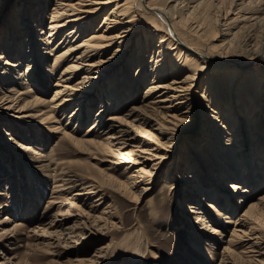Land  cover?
<instances>
[{
	"label": "bare ground",
	"instance_id": "1",
	"mask_svg": "<svg viewBox=\"0 0 264 264\" xmlns=\"http://www.w3.org/2000/svg\"><path fill=\"white\" fill-rule=\"evenodd\" d=\"M52 2L54 0H19L15 11L13 7L8 20L9 26L0 38V74L2 73L4 83L10 84L5 92L0 93V102L9 109L22 102L20 110H32L33 114L27 116L37 117L40 125L55 123L50 129L58 135L63 133L61 144L84 145L93 153L92 157L97 163H107L108 171L98 168L99 178L95 180L99 183L89 176L88 183L91 181V184L81 183L82 187L75 190L70 197H62V194L67 192L66 186L71 184L72 180L66 178V174L65 178H61L62 183L57 185L58 191H62L61 200L56 201L55 204L63 202L68 204L64 214L67 216L65 219L69 220L72 217L82 219L85 214L98 212L99 206L105 199L104 194L102 196L100 193L107 183L115 184L130 198H134L138 193H143L141 195L144 196L150 193L151 186H142L152 183L150 178L146 180V174L151 173L150 170H146V166L152 160L157 161L152 165V169L158 171L164 159L168 161L172 158L170 155L160 153L167 151L172 145L174 128L168 125V123L173 124L168 117L177 121L182 120L183 117L180 116L184 114L180 113L182 111L180 107L184 104L182 99L187 98L186 88L183 86L191 85V82H195L206 71L210 72L207 77L205 76L206 91L209 95L213 92L214 96L206 95L208 103H205L204 107L211 110L213 113L209 114L211 121L217 124L215 127L209 126L215 130L211 133L208 142L196 152L197 160L190 162L189 172L181 178L183 182L190 184L186 188L187 194L189 193L193 198L202 196L213 199L208 203L209 209L228 219L227 222L230 224L234 223L235 227L229 236L207 223L199 229L200 225L206 222L203 209L192 204H182V206L188 213H197L193 223L197 230L213 232L214 239L226 243L219 264H233L229 260L230 252L236 251V248H239L240 254L251 262L264 264V234L257 221L258 218L264 217V197L256 196L253 192L264 186V133H259V124L255 125L251 134L253 151L248 156L244 151L247 139L242 134V122L239 119L237 125L235 124L231 129L230 126L235 121L231 123L230 117L223 125L226 115L225 109L222 108L232 92L236 94L239 102L250 96L251 105H255L256 109L247 117V121L260 108L264 97V52H262L264 47L262 50L259 49L260 47L257 49V46L253 49L255 45L252 44L253 39L250 36L248 39L245 38L248 41L244 45L245 48L240 49L234 45L236 37L237 39L241 37H238L239 30L243 28L240 25L250 23L251 20L254 25L256 19L260 20L259 10L253 11L245 7L246 0H236L235 9L229 5L230 8H225L226 10L221 7L222 3H226L223 0H55L51 9L49 32L34 42L35 22H38V26H44L43 11L48 9ZM111 3L115 4V7L111 12H107L102 25L97 26L100 14ZM137 5L141 11L135 9ZM214 12L223 13L214 16ZM260 24L263 25L262 22ZM20 25L23 27L21 28ZM218 29L225 38L223 42L216 44ZM91 30L93 33L90 36L85 34ZM22 31H25L27 36L23 45L20 42L21 37L24 36ZM140 33L143 37L146 35V41L148 40L146 48L150 47L154 40L160 42L155 49V53L159 50V55L149 77L144 73L142 50H139L137 57L133 55L134 60L131 64L135 65L139 61L140 67L135 73L130 68L135 79L138 77V80L131 81L130 85L129 75L121 73L118 76V67L124 70L126 58L132 56L129 55V52H134L131 48L132 42L133 44L138 42L139 47L142 44L146 45L145 38L143 41L140 37L136 38ZM184 35L195 40L197 46L189 45L183 38ZM114 45H118V48L113 53V58H110L111 61L107 60V63L99 59L95 61V56ZM50 60L51 63L48 64ZM37 61L45 65L43 68H46L49 74L59 75L56 84L58 88L49 99L42 97L39 90L40 82L35 80ZM105 65L108 67L103 69L102 66ZM21 66L26 69L20 76ZM178 66H183L182 73L186 74L187 71L189 75L185 77L177 75ZM250 66L253 68L251 69ZM171 74L178 77L174 81L182 78L188 81L183 86L170 88L171 84L163 82L168 80ZM147 81H151L148 83L149 87L137 98L135 95L137 87ZM182 82L181 80L173 83ZM179 88L182 90H178ZM164 89L168 92L158 94ZM161 95L165 99H157ZM98 97L99 112L90 124L89 130L80 133L79 127L84 116L81 109L87 107L90 111L88 108ZM166 101L170 103L176 101L177 106H162L161 104ZM73 102H77V107L71 117L77 114L79 120L76 130L69 132L61 124L57 125L60 123L58 114H64L67 106L72 105ZM184 106V108L189 107L187 102ZM161 108L166 110L159 111ZM111 111L113 114L106 117L105 114ZM227 114L234 115V110H228ZM218 125L225 131L220 132ZM92 135L100 139L93 138ZM12 136L7 144L11 145L16 154L21 156L30 151L34 152L37 155L36 160L42 161L47 167L48 155L43 151L38 152L36 149L34 151L31 143L21 145L18 143L19 146L14 148L17 141ZM138 140H141L139 144ZM54 157L55 167H58L60 163L56 162ZM180 165L177 158L169 165V170L165 174L168 182H171L175 176L180 177L175 172ZM203 181L208 182L209 186L204 185ZM222 188L235 195L238 205H244L241 217L237 221L232 220L231 212H224V206L219 203L221 198L225 201L224 204L229 203L227 192ZM27 200L25 214L33 218L36 205L42 201L37 188H31ZM76 200L79 202H75ZM98 201L100 202L97 206ZM87 209L89 211H86ZM100 213H109L107 206ZM183 217L187 219V216ZM8 219L7 217L1 220L0 224L6 223ZM20 225L21 223H17L14 229L17 230ZM61 225V227L65 225V220ZM76 226L75 223L70 229ZM195 246L205 257L214 259V254L209 248L203 249L200 242Z\"/></svg>",
	"mask_w": 264,
	"mask_h": 264
},
{
	"label": "rangeland",
	"instance_id": "2",
	"mask_svg": "<svg viewBox=\"0 0 264 264\" xmlns=\"http://www.w3.org/2000/svg\"><path fill=\"white\" fill-rule=\"evenodd\" d=\"M223 1L226 2L225 4L222 3L224 7L221 4L223 9H228L231 6L235 9L236 0ZM54 3L55 0L48 9L46 8L43 11L45 16L44 26H38V22H35V29L33 31L34 42H37L40 37H43V35L46 36L49 32L51 9ZM18 4L19 0H0V38L9 26L8 20L11 17L13 7L15 11ZM114 7L115 4L111 3L108 8H105L104 12L100 14V18L97 19V26L102 25L103 18ZM245 7L251 8L253 11L259 10L260 20L256 19L254 25L251 23L252 20L250 23L241 24L240 26H243V28L239 30L240 33L238 34V37L241 36L240 39L238 38L240 41L236 37L234 45L240 49L245 48L244 45L248 42L246 39L250 36L253 39L252 44L255 45L253 49L257 46V49L260 47L259 49L262 50V47H264V0H246ZM135 9L141 11L139 10V5ZM222 13L214 12V16ZM32 16L31 19H33ZM162 30H164L163 27ZM148 32L146 31V33ZM22 33H24V36L21 37L20 42L23 45L27 36L25 35V31H22ZM92 33L93 31L91 30L85 34L90 36ZM142 35L140 33L136 38L140 37V40L142 39L143 41L146 35L144 37ZM183 38L189 45L197 46L196 41L188 35H184ZM217 38L215 41L216 44L224 41L225 36L220 29H218ZM144 41L146 45L142 44L141 47H139L138 42L134 44L132 42L131 48L134 49H132L134 52H131L132 54L129 52V55L132 56L126 58L124 70L121 67H118L119 69L116 68V70H119L118 76L121 73L129 75L128 80L130 81L128 82H130V85L131 81L138 80V77L135 79V75L131 73V70L135 73L137 68L140 67V63L138 61L135 65H132L131 62L134 60L133 55L134 57L138 56L139 50H142L141 55L144 57L142 58V62L144 59V64L142 65L146 77H149L152 74L151 70L155 68L154 64L159 55V50L155 53V49L160 45V42L154 40L151 46L146 48L148 40L146 41L145 38ZM117 48L118 45H114L110 49L104 50L103 53H99L94 57L96 58L95 61L98 59L104 63L111 61L110 58H113V53ZM23 49L25 51V47ZM262 52H264V48ZM50 63L51 60L48 64ZM36 65L35 80L40 82L39 90L42 97L49 99L54 95L56 88H58L56 84L58 83L59 75L49 74L47 69L43 68L45 65L40 63V61H37ZM22 66L20 67V76L26 69ZM106 67L108 66H102L103 69ZM250 67L251 69L253 68V66ZM177 68V75H183L182 77L189 75L187 71L186 74L182 73L184 72L183 66H178ZM122 70L123 72H121ZM204 73L195 82H191V85H184L188 80L183 78L174 81V79L178 78L174 74H171L174 76L170 75L168 80L163 82L165 84H171L172 87L170 88L184 85L183 87L186 88L187 98L182 100L184 104L187 102L190 108H184V104L182 106L180 104V109H182L180 113L182 112L185 115L180 116V118L183 117L182 120L178 118L180 121L168 117L170 123H173H168V125L174 128L172 132V145L168 147L167 151L164 150L160 153L170 155L172 158L168 161L164 159L158 171L152 169V165L155 162L157 163V161L152 160L146 166V170L151 171V173L146 174V180L150 178L152 183L149 185L142 184V186H151L152 190L150 193L145 194V196L141 195L143 193H138L134 198H130L115 184L107 183L102 187L100 193L101 195L104 194L105 199L103 200L105 205L103 203L99 206L98 212L85 214L82 219L80 218L81 220L78 219L79 217H72L69 220L65 219L67 216L64 214L66 213L68 204L66 202L55 204L56 201L61 200L60 192H62L58 191L57 185L62 183L61 178H65L66 174V178L69 177L72 183L66 186L68 187L67 192L63 193L62 197H70L75 190L82 187L80 185L81 183L87 182L85 183L86 185L91 184V181L88 183L89 176L94 178V180L95 178H99L98 168L108 171L107 163H97L96 159L92 157L93 153L86 149L84 145L79 146L74 143L61 144L63 133H59L58 135V133L51 130L53 128L52 125L55 123H42L43 125H40L37 117L27 116L33 114L32 110H20L21 104H23L22 102L18 105L15 104L12 109H9L0 102V206L4 205V207L0 208V221L5 220L7 217L9 218L6 223L0 224V264H219L224 255L226 243L214 239L212 236L213 232H200L197 230L193 225L197 213H188L182 206V204H192L193 206H200L203 209V217H205L206 222L200 225L199 229L207 223L214 226L217 230L227 233L229 236L235 227L234 223L231 222L230 224L227 222L228 219H224L220 214L215 213L216 211L209 209L208 203L211 200L213 201V199L202 196H194L193 198L189 193L187 194L186 188L190 184H186L181 178L189 172L190 162L197 160L196 152L202 145L204 146L208 142L211 133L215 130H212L209 126L215 127L217 124L211 121L212 118L209 116V114H213L211 110L204 107V104L208 103L206 95H209V92L206 91L205 80L210 72L205 71ZM1 74L0 93L5 92L7 87L10 86V84L4 83ZM181 80L183 81L182 83H173L181 82ZM149 82L151 81H147L137 87L135 94L137 98L146 92L149 87ZM178 90L181 91L182 88ZM165 92H168L167 89L161 90L158 94H164ZM169 94L172 95V93ZM162 96L157 97V99H165ZM209 96H214V93L211 92ZM249 99L250 96L239 102L236 94L232 92L230 93V98L226 99L222 105L226 115V120L223 125L228 122V118L230 117L231 123L235 121L230 126L231 129L235 124L237 125L239 119L242 122V134L247 139L244 151L248 156L253 151L251 134L255 125L259 124V133H264V97L262 98L258 111L256 110L250 116L249 121H247V117L256 109L255 105H251ZM161 105L175 106L176 101H173V103L166 101ZM76 107L77 102H73L72 105L67 106L64 114L59 113L60 123H57V125L61 124L65 130L74 132L76 130L75 128H77L79 116L75 114L71 117V115ZM88 109L90 111L87 110V107L81 109L84 116L79 127L80 133L88 131L91 127L90 124L95 120L100 109V98L98 97ZM232 109L234 110V115H228V110L231 111ZM165 110L162 108L159 109L162 112ZM112 114L113 112L111 111L105 115L108 117ZM251 126L253 127L250 128ZM219 128L218 130L220 132L225 131ZM11 136L15 137L17 144L31 143L34 151L35 149L38 152L43 151L45 155H48L47 167L43 165L42 161L36 160L37 155L34 152L30 151V154L25 155L24 153L21 156L16 154V151L10 147L11 145L9 146L7 144L10 142ZM92 137L100 139L95 135H92ZM139 141L141 142V140H138V144ZM17 144H14V148L19 146ZM190 148L192 149L190 150ZM54 154H56L55 157ZM53 157L56 159V162L60 163L58 167H55L56 164L54 163ZM176 158L181 163L178 166V170L175 171L176 174L178 173L180 175V179L175 176L171 183L165 178V174L169 170V165ZM203 183L207 187L209 186L208 182L203 181ZM33 187L37 188V191L42 197V201L36 205L37 208L35 209L34 217L29 218V215L25 214V208L27 207L29 191ZM222 189L225 190L224 188ZM225 191L227 192L226 197H229H227L229 203L226 202L227 205L224 204L225 201L223 198L219 199V203L224 206V212H231V216H233L232 220L235 219L234 221H237L241 217L244 205H238L235 195L227 190ZM253 192L256 193V196L264 197V186ZM204 199L205 201H203ZM75 202L79 201L76 200ZM99 202H96L97 206ZM105 206H107V212L109 213L99 214ZM231 206L232 208H230ZM86 211L89 210L87 209ZM183 216H187V219ZM64 220L65 225L61 227V222ZM257 221L264 234V217L258 218ZM17 223H21V225L16 230L14 227ZM49 223H55L57 225L51 226ZM75 223L77 226L70 229ZM197 242H200L203 249L209 248V251L214 254V259L201 254L195 246ZM240 251L239 248H236V251L233 250L230 252L231 258L229 260L233 264H256V262H251L240 254Z\"/></svg>",
	"mask_w": 264,
	"mask_h": 264
}]
</instances>
